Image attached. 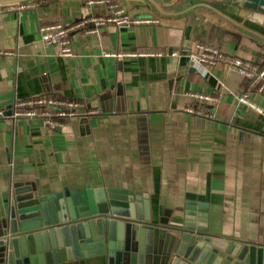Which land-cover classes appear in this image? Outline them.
I'll list each match as a JSON object with an SVG mask.
<instances>
[{
  "label": "crops",
  "instance_id": "crops-1",
  "mask_svg": "<svg viewBox=\"0 0 264 264\" xmlns=\"http://www.w3.org/2000/svg\"><path fill=\"white\" fill-rule=\"evenodd\" d=\"M30 1L38 5L0 11V49L15 52L0 55V107L48 94L97 112L61 129L0 119V217L17 187L40 194L112 187L147 194L155 223L177 227L194 203L210 234L264 245V95L253 96L262 112L239 105L242 78L221 64L205 74L186 56L102 54L209 42L262 61L264 13L216 0H111L156 20L75 32L76 53L66 58L42 41L40 26L107 14L108 2ZM190 92L216 95L215 116L187 112Z\"/></svg>",
  "mask_w": 264,
  "mask_h": 264
},
{
  "label": "water",
  "instance_id": "water-1",
  "mask_svg": "<svg viewBox=\"0 0 264 264\" xmlns=\"http://www.w3.org/2000/svg\"><path fill=\"white\" fill-rule=\"evenodd\" d=\"M216 1L264 13V0ZM194 210L171 228L152 221L148 195L134 190L17 187L0 217V263L264 264V245L212 235Z\"/></svg>",
  "mask_w": 264,
  "mask_h": 264
},
{
  "label": "built area",
  "instance_id": "built-area-1",
  "mask_svg": "<svg viewBox=\"0 0 264 264\" xmlns=\"http://www.w3.org/2000/svg\"><path fill=\"white\" fill-rule=\"evenodd\" d=\"M88 4H107L110 12L103 15H91L79 19L71 24H64L60 21L44 23L40 26L39 33L42 41L47 45H55L58 48V55L66 58L73 57L75 50L73 46V34L81 31L85 34L98 35L100 28L109 23H116L122 26H131L140 23L155 21L152 18L134 17L126 12L118 3L111 0H87ZM38 5L36 1L30 0H0V11L3 10H22ZM1 54H15L8 49H0ZM105 56H113L117 59L132 57L137 55H171L174 57L186 56L189 61L206 74L209 67L221 64L228 72L237 73L242 78L240 92L236 94L239 105H246L259 112L263 109L253 100L255 95H264V60L244 59L236 55L224 52L218 46L209 42H198L193 48L181 51L173 49L162 52L156 50L138 51H102ZM192 104L186 106L185 110L189 113L204 117L215 116V105L218 101L216 95L207 93L190 92ZM10 111V114H8ZM96 110H87L82 102L74 99H66L59 96L42 94L32 99H16L11 108L0 107V119L10 118L17 120L21 118L39 119L53 129H61L72 119L92 114ZM6 241V237L0 238Z\"/></svg>",
  "mask_w": 264,
  "mask_h": 264
}]
</instances>
